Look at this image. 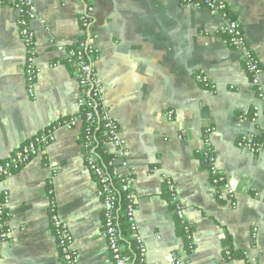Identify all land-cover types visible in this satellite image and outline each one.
Wrapping results in <instances>:
<instances>
[{"label": "crops", "instance_id": "1", "mask_svg": "<svg viewBox=\"0 0 264 264\" xmlns=\"http://www.w3.org/2000/svg\"><path fill=\"white\" fill-rule=\"evenodd\" d=\"M263 67L264 0H224ZM95 63L111 116L126 142L134 171L139 234L147 264H264V153L239 149L243 134L264 137V111L240 55L219 33L224 20L180 0H92ZM81 0H38L35 97L27 92L26 52L14 10L0 8V161L57 120L78 113L79 86L52 43L72 46L83 36ZM204 74L216 92L197 82ZM173 112V120L167 118ZM246 120L240 124L239 119ZM219 168L235 186L237 207L217 200L200 151L206 130ZM81 131L63 130L46 159L35 158L3 181L11 193L10 240L0 243V264H58L47 213L49 182L61 218L69 225L79 264H111L101 237L96 182L81 152ZM52 179V180H51ZM177 186L193 226L194 252L175 217L166 180ZM157 236L160 239H157ZM231 251L234 259L227 260Z\"/></svg>", "mask_w": 264, "mask_h": 264}, {"label": "built area", "instance_id": "2", "mask_svg": "<svg viewBox=\"0 0 264 264\" xmlns=\"http://www.w3.org/2000/svg\"><path fill=\"white\" fill-rule=\"evenodd\" d=\"M37 1L0 0V8H10L17 14L18 33L26 52L24 70L26 87L29 96L33 98L35 97V85L41 74V69L36 64L38 51L33 28V24L38 19ZM81 1L83 3V11L80 15L82 38L72 46L52 41L55 50L64 55V59L59 60L54 67L67 66L77 80L79 86L78 113L57 120L25 144L18 146L10 158L0 161V243L8 242L12 234V215L9 211L11 193L3 187V181L22 170L35 158L46 159L48 149L56 142L58 132L80 129L81 152L88 171L95 179L96 197L101 204V237L109 253L110 263L147 264L148 250L139 234L136 219L138 200L134 192V171L128 162L129 151L119 124L111 116L107 107L103 86L98 80L95 69V63L99 60V51L96 46L97 36L93 31L96 23L95 6L92 0ZM180 2L184 6L206 9L211 14L223 18L224 23L219 33L225 38L227 44L240 55L259 102L249 118L251 122L256 123L261 112L264 111L263 67L247 40L241 22L232 15L228 3L224 0H180ZM196 80L207 90L216 92V85L207 75L199 74ZM167 118L172 121L173 112H168ZM246 120L248 119L241 117L239 122L243 124ZM213 131L212 128L206 130L204 149L200 153L207 166L210 185L217 200L236 208L238 193L233 183L218 166L217 156L210 140ZM237 147L253 155H260L264 153V137L261 134H243L237 141ZM51 184L52 181L49 182L50 201L47 213L57 241L60 260L58 264H79L81 255L75 248V238L69 225L60 216ZM166 185L175 217L188 245V253L191 254L195 250L193 226L188 220L185 206L178 198L177 186L170 179L166 180ZM121 218L126 219L131 237L138 246V253L135 257L126 252L121 241ZM157 239L159 240L160 237L157 236ZM187 258L174 254L172 264H190ZM226 259L233 260L231 251L226 252Z\"/></svg>", "mask_w": 264, "mask_h": 264}, {"label": "trees", "instance_id": "3", "mask_svg": "<svg viewBox=\"0 0 264 264\" xmlns=\"http://www.w3.org/2000/svg\"><path fill=\"white\" fill-rule=\"evenodd\" d=\"M120 235H121V241L126 249V252L130 254L131 256L135 257L138 253V246L135 240L131 237L129 225L127 224L125 218H121ZM233 259H234V256H233ZM135 264H137V262H135Z\"/></svg>", "mask_w": 264, "mask_h": 264}]
</instances>
